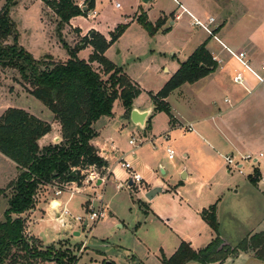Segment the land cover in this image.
Returning a JSON list of instances; mask_svg holds the SVG:
<instances>
[{
  "label": "rangeland",
  "instance_id": "1",
  "mask_svg": "<svg viewBox=\"0 0 264 264\" xmlns=\"http://www.w3.org/2000/svg\"><path fill=\"white\" fill-rule=\"evenodd\" d=\"M73 1L81 9L87 8L90 3L89 0ZM180 1L190 11L189 5L198 3V0ZM4 2L6 0H0V7ZM94 4L93 10L97 12L94 19L86 15L76 17L72 21L75 28L87 31L85 36L81 35L79 29H70L66 24L62 27L59 37L57 27L60 19L50 7L42 0H18L11 17L19 33V45L26 50H35L37 46H41L42 50L36 52L40 59L45 55L62 58L63 48H60L61 51L55 47V38L58 41L63 40L71 48H84L83 40L89 39L92 33L100 32L101 35L110 37V32H114L120 25H126L124 34L109 47L105 56L137 82L143 89L139 100L147 101L150 99L149 92H159L167 83V73L163 71V67L167 66L173 70V63L177 62L181 49L189 44L194 36H206L204 32L191 27L190 18L186 14L176 19V25H171L173 14L180 13L179 5L173 0H95ZM116 4H120V8H117ZM206 4L210 9L209 17L216 20L217 28L214 33L227 23L222 30L234 44L241 45L254 38L260 39V44H263V0H207ZM143 14L147 15L153 26L160 19L164 23L158 31L151 34L138 22V17ZM44 16L48 20H55L54 29L41 26L40 19ZM60 44L63 47L61 42ZM188 48H192V45ZM192 50L190 52H193ZM92 51V47L88 46L81 50L79 58L88 60ZM64 53L69 57L66 49ZM94 67L99 69L97 64H94ZM260 67L261 65L254 69L259 71ZM163 79H166V83H163ZM195 89L197 91V88ZM27 90V86L20 82L18 72L0 67V116L1 111L8 107L21 108L33 114L41 109L45 118L52 117L53 114ZM192 91L187 92L185 96H193ZM169 102L174 115L184 114L193 120V116H189L190 104L187 98L182 100L177 93L171 96ZM123 109L121 101H117L111 121L108 122L107 118L103 117L96 125L102 130V137H109V143L114 142L118 149L107 153L112 170L111 179L109 175H100L108 180L103 185H83L82 180L79 190L74 188L77 191L75 194L72 195L68 190L63 191L58 199L62 200L72 217L65 218V224L50 218H41L39 211L33 218L30 212L25 214L27 229V224H30V231L40 239L30 236L26 231L27 238L36 239L44 247L55 245L58 251H69L70 256L75 257L76 264H102L103 258L117 264H163L162 256L170 258L182 241L191 243L194 249H204L210 244L209 226L194 219V208L199 206L218 203V221L224 237L233 247L264 228L260 216L261 210L264 209V200L261 197L264 195V186L261 187V192L255 191L251 188L249 180L254 168L261 169L264 175V159L255 167L249 163L245 164L243 174L235 167L229 169L210 143L205 141L206 137L200 134L197 127V133L183 129L187 123L172 128L170 118L164 112H157L153 120L152 132L156 138L151 137V145L144 146L141 154L137 151L132 156L131 151H136L139 145L145 143V134L149 138V133L128 121L124 117ZM171 128L173 130H170ZM130 141H134L135 145H130ZM168 147L175 152L173 161L169 160ZM146 153L152 157L148 159L154 162L156 177L168 190L167 193L160 194L152 205L144 194L139 192L137 185H128L130 174L122 168L120 162L124 157L125 162H129L134 169L140 157L146 158ZM11 165L13 163L10 161L4 163L0 160V187L15 174V168ZM184 171H190L191 177L183 182ZM142 179L145 187V179ZM181 182L184 185H181ZM173 187H176L177 195ZM235 190H238V193L233 194ZM45 191L47 193L41 200L48 203L52 192L56 193V188L49 187ZM98 195L103 197L106 217L95 224L81 225L76 218H86L87 212H90L89 206L95 210L99 207L97 202L93 201ZM147 204L152 213L146 214L144 205ZM7 206L6 200L2 199L0 222L4 221ZM187 209L193 214H187ZM55 212L59 219L62 218L58 210ZM118 224H122V227ZM249 254L252 258L246 253H240L238 256L229 257L223 264H262L252 252Z\"/></svg>",
  "mask_w": 264,
  "mask_h": 264
},
{
  "label": "trees",
  "instance_id": "2",
  "mask_svg": "<svg viewBox=\"0 0 264 264\" xmlns=\"http://www.w3.org/2000/svg\"><path fill=\"white\" fill-rule=\"evenodd\" d=\"M42 1L60 19L59 37L64 25L73 18L86 16L95 5V0H89L84 12L73 0ZM17 4L18 0H6L0 11V67L18 72L28 93L39 100L60 124L62 140L59 144L41 147L40 140L51 132L52 126L23 109L9 108L0 117V153L12 160L19 171L16 180L0 189V201H8L4 221L0 222V264H76L69 251H58L55 245L44 247L36 239L27 238L24 215L35 209L38 192L44 187L79 183L84 178L82 170L92 166L101 175H106L104 170L108 164L92 144L97 137L94 124L103 117H113L117 101H121L125 116L129 118L134 101L143 89L105 56L109 47L124 34L126 25L111 32L110 40L93 33V37L83 40L84 48H71L60 40L70 56L66 61H56L51 56L36 59L19 45V33L11 17ZM138 22L151 34L164 23L160 19L153 26L145 14L138 17ZM88 46L93 49L89 59L79 58L81 50ZM94 64L99 69H95ZM217 68L218 63L206 44L198 47L156 95L150 94L154 111L166 113L173 123L174 117L166 99L178 88L198 82ZM75 170L77 177H70ZM260 177L256 170L249 180L257 185ZM200 215L216 234L215 239L199 251L182 241L173 256H162L163 264H223L231 256L249 252L257 260L264 261V233L252 234L233 247L225 244L222 238L217 203L203 209ZM102 264L117 263L106 259Z\"/></svg>",
  "mask_w": 264,
  "mask_h": 264
},
{
  "label": "crops",
  "instance_id": "3",
  "mask_svg": "<svg viewBox=\"0 0 264 264\" xmlns=\"http://www.w3.org/2000/svg\"><path fill=\"white\" fill-rule=\"evenodd\" d=\"M206 2L207 0H200V1L198 0V3H191L189 6H191L190 8L192 12L189 9L188 10L193 15H195L197 18L201 19L202 21H206L210 18L209 17L210 9L207 6ZM4 5H5V2L0 7V11ZM15 8L16 7L12 9L11 13L14 11ZM177 15L173 14L174 19L171 22L172 26L177 24L176 22ZM45 17L46 16L40 19L41 24H42L41 26H45V28H48V29L53 27L54 29L55 24L53 23V21L55 20L53 18L48 20V18L47 17L45 18ZM182 17H184V15ZM73 19L70 20L68 24V28L79 29V28H75L72 25ZM189 22L192 28L199 29L200 31L204 32L206 36H194L192 40L189 41L190 43L187 44L183 49H181V52H179L178 54L177 62L173 63V68H172L173 70H171L167 66L163 67V71L167 73V78H168L167 82L179 70L180 64L185 62L193 54V52L203 44H206L207 50L210 52L214 60L218 63V68L214 73L199 80L198 82L194 84H185L170 94V96L166 99V102L169 105H170L169 99L174 94L179 93L182 100L187 98L188 103L190 104V106H188L189 111H190L189 116H193V120L187 118L184 114H180V115L175 114L176 115L175 116L173 113V110L171 109L172 115L174 117V122L173 123L170 122V126L172 128H175L177 126L181 127V125L187 123L186 125L193 126V129H194L193 132H196V133H197V130L195 129V127H197L198 131H200V134L206 137L205 141L207 143H210L211 147L216 151L218 156L224 162H225V157L227 156L233 157L236 161H241V158L246 155H252L254 157H259L260 154H264V87L260 83H258V81L249 72H247L244 69L241 63L231 54V52L237 56H244L245 60L253 68H256V67H259L264 62V50H262L264 49V42L263 44H260V41H259L260 39L256 40L254 38L253 40H248L246 43L241 44V45L234 44L232 40L225 33H223L222 29L225 27L227 23L224 24V26H222L221 29L215 32V35L218 38V40H216L212 36L208 35L201 28L193 26L191 18L189 19ZM79 30L81 31V35L85 36V33L87 31L84 32L81 29ZM103 36L107 40H110V37H108V35L107 36L103 35ZM52 37L53 35L51 36V38ZM54 44L58 50H61L60 48H63L61 47L60 41H58L57 38H55ZM189 45H192V48L189 49L188 48ZM41 50H42V47L37 46V49L32 50L28 48L27 51L30 52L36 59H40L39 56L36 55V52L39 53ZM191 50L193 52H190ZM64 51L65 49L63 48L62 58H54L53 56L52 57L57 61H66L70 58V56L68 57L64 53ZM175 56L176 55L174 54V57ZM42 57H47V56L45 55ZM238 72H243L244 79H243L242 85L234 82V78ZM131 80L137 83L132 78ZM163 83H166V79H163ZM195 88H197V91ZM191 90H193L192 92L194 93V95L189 96L190 98H188L187 96H185V94H187V92ZM149 93L156 95L158 91L149 92ZM139 97L134 101L133 109H137L140 112L151 111V114L147 117L145 128H142L139 125H135L131 121L130 117L129 118L126 116L124 117L128 121H131L135 126L141 128L145 133L146 132L149 133V138H147L145 134V138H144L145 143H142L141 145H139L136 148V151L135 149H133L134 153L138 151L141 154V152H143L142 150L145 148L144 146L151 145L152 143L151 140L156 138V136L153 134L152 131H153V120L155 119L158 113L154 111L155 106L153 104L151 97L147 101H140ZM8 109H9L8 107L3 109V111H1V116ZM18 109H21V108H18ZM38 111L39 112H37L36 114H33L28 111L26 112L30 113L31 115L36 116L37 118L45 122L50 123L52 126L51 132L40 140L39 142L40 146L48 147L50 145L59 144L62 140L60 124L57 121H55L54 115L52 117L45 118L43 116L44 111H42L41 109H39ZM124 113H125V110H124ZM113 117H110V118L106 117V118L109 122L111 121L110 119H112ZM98 122L94 124V129L97 133V137L92 141V144L97 148L99 155L107 162L108 166L105 168L104 172L106 173V175H109L111 179L112 170L110 169V163H109L110 158L107 153L110 150L118 151V149L116 148V145L114 142H111V144L109 143L110 142L109 137L107 136L104 138L102 137V130L96 127ZM172 128L170 130H173ZM149 157L152 158L147 153H146V158L140 157L139 162H137V166H135L133 170L136 173L140 174L145 179V187H143V189L139 191V192H142L144 196H146V194L155 187H161L163 189L162 193L157 194L152 200L150 201L148 200L149 204L152 205L154 200H156L160 194L167 193L168 190L165 188L166 186L156 177L154 170H153L154 162L149 161L148 159ZM174 159L175 157L172 160L171 159L169 160L173 161ZM262 159L264 158H260V160L256 162L255 164H252L250 162H243L241 164L243 165V167L241 168L242 171L245 169V164L249 163L253 167H255V165L260 164V161ZM0 160H2V162L4 163L8 161L12 162L14 166L13 165L11 166L15 168V174L12 176V178L8 179L7 182L4 184V186L0 187V189H4L8 186L9 183L16 180V178L19 175V171L17 169L16 164L9 158L2 155L1 153H0ZM256 170H258L261 175L260 182H258L257 185H253L251 182L250 184H251L252 189H255V191L261 192V187L264 186V175L261 172V169H259L258 167L252 170L251 175L254 174ZM190 177H191L190 171L183 172V179H182L183 182L186 180H189ZM183 182H181V185H184ZM71 186L73 189L78 188L79 190L80 188V185L77 182H72ZM47 188L49 187H44L42 188L44 190L39 191V195H38L39 199L37 200L36 207L35 209L30 211L31 218H33V215H35L37 211H39V215L41 216V218H50L52 220H55L56 222L64 223L63 220L57 217V214L55 212L56 210H58V212L62 213L63 211L67 210L62 200L58 199V197H60L62 194L56 196L55 192L54 193L52 192L51 194L52 197L50 198V201L48 203H45V201L41 200V198L44 197L43 195L47 193L45 191ZM172 189L175 195H177L176 187H173ZM235 193H238V190H235L233 194ZM86 197H87L86 198V202H87L88 195ZM261 197H260V200L261 199L264 200V195ZM6 202L8 205L7 199H6ZM211 205L199 206L197 208H194V211H193L194 219L197 222H200V220L204 222L200 214L203 209L208 208ZM144 207L146 209V214L152 213V210L148 206V204L144 205ZM186 212L187 214H193L189 211V209H187ZM260 216H261V221H262L261 224L262 226H264V209L261 210ZM217 217H218V206H217ZM118 225L122 227V224H118ZM27 226H29L30 228V224L29 225L27 224ZM29 228L27 229L26 227L27 233L30 236L40 239L39 237H36L35 235H33V233L30 231ZM260 232L264 233V228H262ZM260 232H257V233H260ZM74 234H76V232H74ZM209 237H210L209 243H211L212 240L215 239L216 237V234L211 228L209 232ZM222 238L224 239L225 242L228 243V241L226 240V237H224L223 235V232H222ZM192 248L194 249L193 246ZM194 250L199 251L201 249H194ZM246 254L247 256L250 257L249 253H246ZM102 260H105V258H103ZM261 263L264 264V261H261Z\"/></svg>",
  "mask_w": 264,
  "mask_h": 264
},
{
  "label": "built area",
  "instance_id": "4",
  "mask_svg": "<svg viewBox=\"0 0 264 264\" xmlns=\"http://www.w3.org/2000/svg\"><path fill=\"white\" fill-rule=\"evenodd\" d=\"M174 3H176L177 5H179V10L180 13L176 16L177 19H179L183 14L188 15L191 19H192V25L195 27H199L201 28L203 31H205L208 35L212 36L214 39L218 40V38L216 37L214 30L217 28L216 24V20L214 18H209L207 21H202L201 19L197 18L195 15H193L184 5L180 0H173ZM117 8H120V4H116ZM87 15L89 16V18L94 19L97 16V12L94 10L88 11ZM214 27V29H213ZM231 54L241 63V65L244 67V69L249 72L257 81L258 83L262 84L264 86V62L261 64V69L258 71L256 69H254L244 58V56H237L234 53L231 52ZM243 72H238L234 78V82H236L237 84L242 85L243 84ZM184 129L188 132H193V126L192 125H186L184 127ZM168 138V135L166 136V139ZM131 145H135L134 141H130ZM167 153L169 156V159H173L175 156V152L173 149L168 148L167 149ZM131 155H134V150L131 151L130 153ZM260 158H264V154H260L259 157H254L252 155H246L244 157L241 158V161H236L233 157L231 156H227L225 157V162L227 164L228 167H235L238 170H240V173L243 174L242 172V167L243 165H241L243 162H250L252 164H255L256 162H258L260 160ZM121 162V166L123 169H125L126 171L129 172L130 174V178H129V182L132 181L133 182V187H135L136 185L138 186V190H142L143 189V179L142 177L136 173L133 170L132 165L129 162H125L124 157L121 158L120 160ZM82 176L84 177L82 181L83 185L87 184V185H91L93 184L94 186L98 184V182L101 180V185H103L105 182H107L104 178H102L100 175V173L92 166L89 167L87 169L82 170ZM81 182V185H82ZM80 185V182L78 183ZM129 185V184H128ZM71 186V183H63V184H56L53 187L56 188V196L61 195L63 193V191H70V193L73 195L75 194L77 191L74 190ZM81 187V186H80ZM78 189V188H77ZM94 202H97V204L99 205V207L95 210V208L93 209L92 206H89V211L87 212V216L86 218L84 217H77L76 221L79 222L81 225L84 224L85 226H88L90 223H97L100 220L104 219L106 217V211L103 205V197L101 195L96 196V199L93 200ZM62 218H60L61 220H64L65 218H72L71 215L69 214V212L67 210L63 211L61 213Z\"/></svg>",
  "mask_w": 264,
  "mask_h": 264
},
{
  "label": "water",
  "instance_id": "5",
  "mask_svg": "<svg viewBox=\"0 0 264 264\" xmlns=\"http://www.w3.org/2000/svg\"><path fill=\"white\" fill-rule=\"evenodd\" d=\"M84 12L87 11V8L85 7L83 9ZM91 37H93V33L91 34ZM151 114V111H146V112H140L137 109H133L130 115V119L131 121L135 124V125H139L142 128H145V123L147 121V117ZM70 177L72 178H76L77 177V172L76 170L73 171L70 175ZM98 185H101V180L98 182ZM133 185V182L130 181L129 182V186L131 187ZM163 189L161 187H155L153 189H151L147 194H146V199L147 200H152L157 194L162 193Z\"/></svg>",
  "mask_w": 264,
  "mask_h": 264
},
{
  "label": "bare ground",
  "instance_id": "6",
  "mask_svg": "<svg viewBox=\"0 0 264 264\" xmlns=\"http://www.w3.org/2000/svg\"><path fill=\"white\" fill-rule=\"evenodd\" d=\"M63 221L65 222V219Z\"/></svg>",
  "mask_w": 264,
  "mask_h": 264
}]
</instances>
